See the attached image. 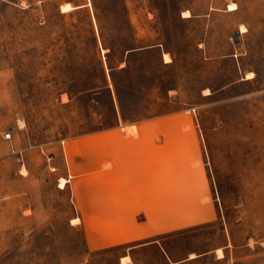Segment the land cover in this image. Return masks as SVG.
Segmentation results:
<instances>
[{
    "label": "rangeland",
    "instance_id": "obj_1",
    "mask_svg": "<svg viewBox=\"0 0 264 264\" xmlns=\"http://www.w3.org/2000/svg\"><path fill=\"white\" fill-rule=\"evenodd\" d=\"M92 138L162 149L132 243L151 244L92 250L72 224ZM0 264H264V0H0Z\"/></svg>",
    "mask_w": 264,
    "mask_h": 264
},
{
    "label": "crops",
    "instance_id": "obj_2",
    "mask_svg": "<svg viewBox=\"0 0 264 264\" xmlns=\"http://www.w3.org/2000/svg\"><path fill=\"white\" fill-rule=\"evenodd\" d=\"M166 123L172 129L178 124H183L180 121ZM134 125L137 130L138 126ZM182 141L183 152L194 154L195 151H192L195 150L194 130L191 125L182 132ZM89 142V145H84L90 146L89 153H82L80 161L77 156L74 157L75 174L70 172L69 179L63 176L68 180L67 182H71L74 178L73 195L77 214L73 217H79L80 221L74 224L71 221L73 217H71V223L85 227L88 246L92 250L132 244L145 238L147 235L137 233L139 232L137 211L141 203L153 206L163 200L162 196L157 197L155 191H146L148 183H156L157 180H161L157 179L155 174L148 175L147 171L161 161L162 149H141V147L147 146V139L144 138H92ZM115 151L126 152L122 162L116 166V171L122 173L127 180L122 184L116 183L115 177L106 173L108 169L103 168V159L114 156L109 152L114 153ZM173 165L172 161L171 166L173 167ZM193 173H197L200 178H206L204 170H198V167L193 170ZM60 188L65 187L60 186ZM175 193L176 191L171 190L167 197V200L170 199L171 205L173 198L176 197ZM29 209H31V213L27 215L36 212L32 208ZM152 242L154 240L138 244L145 246ZM138 244H132L130 247L134 248Z\"/></svg>",
    "mask_w": 264,
    "mask_h": 264
},
{
    "label": "trees",
    "instance_id": "obj_3",
    "mask_svg": "<svg viewBox=\"0 0 264 264\" xmlns=\"http://www.w3.org/2000/svg\"><path fill=\"white\" fill-rule=\"evenodd\" d=\"M132 49H134V50H132ZM127 50H129V49H126L125 51H127ZM142 50V48L141 49H139L138 47H136V48H131V50L129 51V53L130 52H134V51H141ZM110 68L111 69H113V70H115L116 69V67H114V66H110ZM121 71H127L128 70V67H127V65L126 66H124V67H122L121 69H120ZM114 85L116 86V94H117V96H118V98H120V91H119V89H120V87H119V84H118V82L115 80V78H114ZM114 100V99H113ZM120 100V99H119ZM121 104V103H120ZM116 113V118H115V120L111 123V126H114V125H116L117 123H119L120 122V118L122 117L124 120H126V117H125V114H124V110L122 109V107H121V109H120V111H116L115 112ZM121 113V117H120V114ZM136 120H138V119H136ZM136 120H133V121H136Z\"/></svg>",
    "mask_w": 264,
    "mask_h": 264
},
{
    "label": "bare ground",
    "instance_id": "obj_4",
    "mask_svg": "<svg viewBox=\"0 0 264 264\" xmlns=\"http://www.w3.org/2000/svg\"><path fill=\"white\" fill-rule=\"evenodd\" d=\"M234 8H236V5L235 4H230V9H234ZM188 12V11H187ZM247 30V28H246V26L245 25H241L240 26V31L241 32H245ZM239 31V32H240ZM165 55H167V53L165 54ZM168 56V55H167ZM166 60H169V58L167 57V59ZM250 74V73H249ZM220 253H223V251L220 249Z\"/></svg>",
    "mask_w": 264,
    "mask_h": 264
},
{
    "label": "built area",
    "instance_id": "obj_5",
    "mask_svg": "<svg viewBox=\"0 0 264 264\" xmlns=\"http://www.w3.org/2000/svg\"><path fill=\"white\" fill-rule=\"evenodd\" d=\"M5 137L11 139V138H12V133H11V132H7V133L5 134ZM12 150H13L14 152L17 151V150L15 149V147H13Z\"/></svg>",
    "mask_w": 264,
    "mask_h": 264
},
{
    "label": "water",
    "instance_id": "obj_6",
    "mask_svg": "<svg viewBox=\"0 0 264 264\" xmlns=\"http://www.w3.org/2000/svg\"><path fill=\"white\" fill-rule=\"evenodd\" d=\"M239 32V31H238ZM240 33V32H239Z\"/></svg>",
    "mask_w": 264,
    "mask_h": 264
}]
</instances>
